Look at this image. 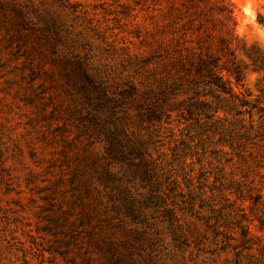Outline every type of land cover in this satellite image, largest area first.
Wrapping results in <instances>:
<instances>
[{"label": "rangeland", "instance_id": "374dc122", "mask_svg": "<svg viewBox=\"0 0 264 264\" xmlns=\"http://www.w3.org/2000/svg\"><path fill=\"white\" fill-rule=\"evenodd\" d=\"M263 65L264 0H0V264H264Z\"/></svg>", "mask_w": 264, "mask_h": 264}, {"label": "trees", "instance_id": "16d2710c", "mask_svg": "<svg viewBox=\"0 0 264 264\" xmlns=\"http://www.w3.org/2000/svg\"><path fill=\"white\" fill-rule=\"evenodd\" d=\"M261 68L264 69V65L261 66ZM236 76H237V74H236ZM209 83L213 86V88L216 92L220 93V95H221V93H223V94H228L230 97H232V99L240 98L239 95H237L234 91L231 90L230 92H228V90H227L228 88H225L223 86L224 84H222L220 82L219 78H217V77H213L212 80L209 81ZM259 109H261L260 111L263 113V114H261V117L264 118V109L261 107ZM250 129L253 130V126H250ZM255 136L259 137L262 141H264V122L261 123V125H259V127L255 131Z\"/></svg>", "mask_w": 264, "mask_h": 264}]
</instances>
